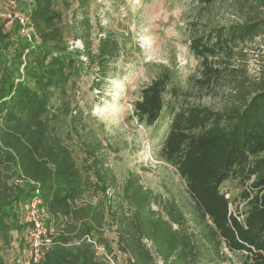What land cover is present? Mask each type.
Segmentation results:
<instances>
[{
    "label": "trees",
    "instance_id": "trees-1",
    "mask_svg": "<svg viewBox=\"0 0 264 264\" xmlns=\"http://www.w3.org/2000/svg\"><path fill=\"white\" fill-rule=\"evenodd\" d=\"M15 2L32 30L28 39L18 19L9 28L0 24V264H6L3 251L11 247L12 231L22 242L30 225L21 218L23 206L34 198L45 208L50 238L37 264H108L88 237L126 264H159L156 257L162 264H202V239L189 230L175 201L146 188L135 171L117 184L98 155V140L79 139L85 162L78 165L57 128L60 117L75 123L69 95L83 71L95 68L99 89L122 53L119 40L103 30L93 48L91 0ZM246 5L251 12L237 9L241 20L189 40L201 87L231 74L237 48L264 36V0ZM70 39L81 46L72 48ZM242 75L235 100L223 110L171 106L159 153L184 182L211 250L220 255L226 248L244 254L245 264H264V79L247 85ZM169 84V72L163 71L141 88L133 107L139 122L151 126L160 119ZM57 102L59 114L53 111ZM230 179L242 186L238 198L221 188ZM88 191L96 200L84 199ZM239 200L234 213L230 205ZM31 258L25 252L21 264Z\"/></svg>",
    "mask_w": 264,
    "mask_h": 264
},
{
    "label": "rangeland",
    "instance_id": "rangeland-1",
    "mask_svg": "<svg viewBox=\"0 0 264 264\" xmlns=\"http://www.w3.org/2000/svg\"><path fill=\"white\" fill-rule=\"evenodd\" d=\"M240 2L243 0H216L209 5H202L197 0H91L93 48L103 30L119 40L122 53L99 89L93 84L95 68L83 71L75 91H70L69 95L70 116L75 117V123L62 117L56 121L78 165L85 162L79 139L98 140L101 143L98 155L105 159L117 184L123 182L129 171H135L146 188L166 200L175 201L184 212L189 230L202 239V264H245V255L226 248H222L220 255L211 250L202 238L203 226L198 222L184 182L174 167L162 160L159 150L167 110L171 106L199 104L223 110L235 100L239 89L237 81L242 73L247 85L264 79V36L240 45L231 62L234 71L208 87L200 86L199 59L189 51V40L193 36L241 20L239 7L243 12H251V7L246 4L254 0H246L241 5ZM17 12L15 0H0V24L4 22L5 28L18 19L14 15ZM69 13L70 10L65 15L68 17ZM20 32L27 33L26 30ZM69 43L72 48L81 46L80 41L70 39ZM163 71L170 75V84L164 94L165 109L154 125L147 126L134 116V102L139 98L141 88ZM59 105L57 102L53 109L57 114L61 109ZM91 178L94 180L93 176ZM221 188L230 199L238 198L242 190L233 179L225 181ZM84 199L94 201L96 196L88 191ZM241 206L240 200L233 201L230 210L235 213ZM21 218L32 225L31 215L25 208ZM107 233L113 240L114 233ZM20 235L12 231L11 247L3 251L6 264H21L27 252L25 246H30L32 238L38 239L35 233L26 231L20 243ZM112 245L115 247L114 242ZM46 248H42V253ZM118 264H126L125 259L118 260Z\"/></svg>",
    "mask_w": 264,
    "mask_h": 264
},
{
    "label": "built area",
    "instance_id": "built-area-1",
    "mask_svg": "<svg viewBox=\"0 0 264 264\" xmlns=\"http://www.w3.org/2000/svg\"><path fill=\"white\" fill-rule=\"evenodd\" d=\"M16 17L20 24L22 25L21 31L26 30L27 33L23 36L30 39V33L32 28L26 25L27 17L23 14L16 13ZM27 210V214L31 215L32 225L28 226V230L30 233L32 232L36 234L38 239L32 238L29 250L27 253L29 256H32L31 259H27L24 264H37L39 258L42 253V246L46 248L49 246L50 238L47 235V231L44 226V219L46 218V211L43 206L40 205V200L38 198H34L33 200L24 204V207ZM86 241L91 244L92 248L97 257L105 260L108 264H118V261L114 258L113 254L108 253L105 246L102 243L97 242L94 238H87ZM156 260L159 264H162V261L159 257H156Z\"/></svg>",
    "mask_w": 264,
    "mask_h": 264
}]
</instances>
